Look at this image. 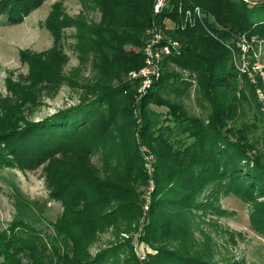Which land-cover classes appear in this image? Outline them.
<instances>
[{
	"label": "rangeland",
	"instance_id": "obj_1",
	"mask_svg": "<svg viewBox=\"0 0 264 264\" xmlns=\"http://www.w3.org/2000/svg\"><path fill=\"white\" fill-rule=\"evenodd\" d=\"M154 1L151 4V17H155ZM231 1L251 7L264 4V0ZM102 2L103 0H45L19 24H8L0 17V134L12 127L20 129L26 124L40 122L77 104L89 89L105 91L106 88L122 86L126 82L137 84L135 93L132 94L134 126L129 136L126 137L121 129L126 126L120 118L126 116L129 101L122 97L106 108L94 124L96 129L104 124L111 128L101 133L106 136L98 147H93L86 159L79 154L66 152L33 170L21 171L17 166L0 168V232L6 231L16 219L38 228L46 235V247L44 255L40 257V264L84 263L102 255L105 257L99 264H150L147 263L148 259L160 249L194 257L205 264H264V236L254 229L253 224L255 204L224 193L208 198L215 184L209 183L203 189L200 181L197 183L201 189L197 188L199 197L197 196L196 202L211 203L212 207L204 211L198 207L171 204L175 198V178L178 176L179 181L184 168L193 163L191 151L184 153L185 150L188 151L193 139L189 135L178 136L171 131L166 138L169 148L160 141H150L151 135L147 140L142 138L144 115L142 117L140 114L138 105L153 81L159 77L152 79L149 88L141 90L143 79H133L130 73L138 72L144 67L143 63L140 69L127 74L121 72L115 79L111 73L113 64L105 59L103 53L97 51L98 44L102 49L107 45L104 44L100 31L113 28V14L109 10L104 12ZM180 7L182 10L198 7L200 15L197 24L206 18L214 28L227 29L219 26L214 16L200 5L179 6L177 11ZM170 18H161L155 26H161L168 39L184 48L188 41H179L177 35L173 38L171 32L176 31L177 26ZM150 26L142 34V48L134 43L133 37H127L121 48L118 45V59L119 55L143 54V48L149 43L147 31L151 29ZM188 28L189 26L181 31ZM160 33L162 34L161 31ZM114 35L118 36V40H124L119 37L120 34ZM207 35L211 37V33ZM252 37L258 41L264 40V37L248 34L236 35L229 40L223 37L219 39L216 33L212 36L227 48L229 63L237 73L239 84H243L245 79L253 87L256 101L253 98L250 100L249 94H246L249 101L242 103V112L237 120L228 124L230 127L247 125L249 139L264 157V46L250 40ZM243 44H251L258 58L255 59L254 52H245ZM104 60L107 63H102L100 67L99 62ZM242 63L244 68L241 67ZM96 66L100 71L96 70ZM170 66L180 75L181 80L192 85L189 98H183L186 109L194 117L205 118L210 110L199 106L196 101L200 88L198 73L173 64ZM153 109L162 115L160 119L166 117L163 120L165 126H173L168 109ZM257 112H261L262 116ZM112 114L117 116L112 117L109 124L107 118ZM153 124L149 123L151 127ZM252 124L255 128L251 127ZM158 126L159 124H154L153 129ZM90 132L91 130L88 132L85 129L82 135ZM135 156L138 157L137 163L136 160L133 162ZM78 171L94 174L102 183L99 188L105 190L96 194L95 198H83L82 201H78L76 189L60 191L66 173ZM197 184L183 186L180 191L188 193ZM85 190L89 194L86 188ZM134 201L138 209L135 205L133 208ZM123 203L129 205L124 208L125 213L118 216L115 210ZM75 205L83 210L74 211L72 208ZM218 207L222 213L218 212ZM105 214H110L112 218L100 223L102 229L90 233L78 232V237L74 235L67 242L66 238L58 236L54 231L56 224H63L64 227L69 222L89 221ZM160 214L168 216L167 220L160 221L167 226L157 224L161 229L163 227L162 231L147 235L146 227ZM53 242L68 245L69 253L60 256L59 249V253L49 258L48 254H53L50 246Z\"/></svg>",
	"mask_w": 264,
	"mask_h": 264
},
{
	"label": "trees",
	"instance_id": "obj_2",
	"mask_svg": "<svg viewBox=\"0 0 264 264\" xmlns=\"http://www.w3.org/2000/svg\"><path fill=\"white\" fill-rule=\"evenodd\" d=\"M43 1L45 0H0L1 20L8 24H19ZM102 4L104 12L109 10L113 14V28L100 31L102 32L101 38L107 45L102 49L98 44L97 51L103 53L105 59L113 64L111 73L115 79L121 72L127 74L132 70L140 69L144 63L143 54L140 52L136 56H128L123 53L124 56L119 55L118 59V45L120 47L124 44L127 37L129 39L133 37L134 43L142 48L144 45L142 34L152 24V27L162 32L163 39L160 45L166 43L169 37L163 33L164 30L161 26H155L161 18L171 17L170 19L176 22L174 25L177 26V30L171 32L173 38L177 35L179 41L182 39L188 41L184 48L171 49L168 55L162 57L159 78L155 80L156 82L153 81L138 105L140 114L142 117L144 115L141 128L142 138L147 140L151 135L150 141L153 143L160 141L167 147L169 145L166 138L170 136L171 131L177 133L178 136L189 135L190 139H193L188 151L184 152L191 151L193 163L184 168L179 181L178 176L175 178V193L173 194L175 198L172 199L171 204H177L180 207L181 205L189 208L198 207L205 211L212 207V204L196 202L198 199L197 188L203 187L204 189L209 183L215 184L211 193L208 194V198L224 193V195H235L244 201L255 204L252 212L254 229L264 236V157L260 155L258 149L249 139L246 131L247 125L230 127L228 124V122L237 120L236 118L242 112V103L247 102L250 98L256 102L253 87L245 79L243 84H239L237 73L229 63V51L212 38L214 33L219 39L223 37L227 40L240 34L264 37V4L251 7L244 3L234 4L231 0H171L169 8L155 17L154 15L151 17L152 0H103ZM193 5H200L202 9H207L206 12L214 16L217 24L228 30L214 28L205 18L200 24L181 31L179 27L181 17L177 9L179 6L190 7ZM162 23L164 24V22ZM209 32L211 37L207 35L210 34ZM114 33L120 34L119 37L124 40L119 38V41L118 36ZM106 60L99 62L100 67H102V63H107ZM171 64L198 73L200 88L196 101L199 106L210 110L205 118L192 116L184 106L183 98H189L192 85L181 80L180 75L171 68ZM96 70L100 71V68L96 66ZM136 85V83L126 82L122 86L106 88L105 91L97 88L89 89L73 106L60 110L40 122L26 124L20 129L12 127L5 130L0 134V168L17 166L21 171L33 170L66 152L74 155L79 154L86 159L93 151V147H98L106 136L101 133H105L111 128L104 124L103 127L96 129L97 126L94 124L100 119L106 108L122 97L129 101L127 102L126 116L120 118L121 121L124 120L123 124L126 123V126L121 129L124 130L126 137L129 136L134 126L132 94L135 93ZM246 94H249L250 98ZM153 107L168 109L173 126H165L163 120L166 117L163 120L160 119L162 115L156 113ZM117 114H112L107 118V121L113 120L112 117ZM257 114L262 116L261 112H257ZM111 122L109 121V124ZM149 123L159 124V126L157 129H153L154 124L151 127ZM109 124L108 126H110ZM251 127L255 128L254 124ZM85 129L88 132L91 130L93 133L82 135V131ZM135 160L137 163L138 157L135 156L134 163ZM177 168L178 166L175 167V169ZM64 178L65 182H63L60 191L76 189L75 193L79 194L78 201H82L83 198L86 200L95 198L96 194L105 190L99 188L102 183L94 174L88 175L83 171L69 172ZM199 181L201 187L197 184ZM196 184V188L188 193L180 191L183 186ZM85 188L89 194L86 193ZM134 203L135 201L133 208L134 205H137ZM127 205L129 203L120 204L115 210V214L119 216L125 213L124 208ZM76 206L72 208L74 211L83 210ZM135 208L138 209V206ZM217 209L219 213H222L219 207ZM109 217L112 218L110 214H105L89 221L69 222L64 227L63 224H56L54 231L58 236L62 235L66 238L67 242L78 232L90 233L102 229L99 226L100 223H104ZM167 217L165 214H160L154 222L146 227L148 230L146 234L155 235L156 232L162 231L163 227L161 229L157 224L167 226L160 222L167 220ZM44 237L46 235L44 236L35 226L21 219L14 220L6 231L0 232V264H23V260L24 264H40V257L44 255L46 247ZM50 246L53 254H48L49 258L59 253V249L61 250L60 256L69 253L68 245L64 243L59 245L57 242H53ZM104 257L102 255L96 259L90 258L84 263L71 262L67 264H99ZM147 263L205 264L197 258L179 255L169 249H160L156 255L148 259Z\"/></svg>",
	"mask_w": 264,
	"mask_h": 264
},
{
	"label": "built area",
	"instance_id": "obj_3",
	"mask_svg": "<svg viewBox=\"0 0 264 264\" xmlns=\"http://www.w3.org/2000/svg\"><path fill=\"white\" fill-rule=\"evenodd\" d=\"M170 2L171 0H155L153 4V13L157 15L163 10L168 9ZM178 13L181 17L179 24L181 29L188 26L192 27L198 23L200 15L198 7H191V9L187 10H182L180 7ZM147 32L150 39L148 40L149 43L143 48L144 67H142L138 72L130 73V76L133 79L137 77L143 79L141 86V90L143 89V91L150 87L153 78L159 77L160 61L162 57L168 55L171 49L179 47L176 42L170 39H167L165 44L160 45L163 36L155 27H151V29ZM250 40L253 42H260V46H264V40L262 39L258 41L256 38L252 37ZM242 47L245 49V52L255 51L251 44H248L247 46L246 44H243ZM254 56L256 57L255 59L258 58L256 52H254ZM241 67L244 68V63L241 64Z\"/></svg>",
	"mask_w": 264,
	"mask_h": 264
}]
</instances>
